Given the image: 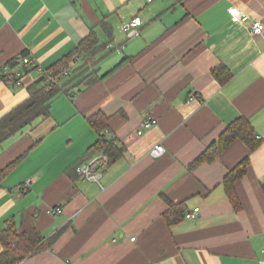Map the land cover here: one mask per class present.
I'll use <instances>...</instances> for the list:
<instances>
[{"label":"crops","instance_id":"0c3cea01","mask_svg":"<svg viewBox=\"0 0 264 264\" xmlns=\"http://www.w3.org/2000/svg\"><path fill=\"white\" fill-rule=\"evenodd\" d=\"M232 7L264 22V0H0V71L22 52L51 67L93 30L106 41L103 20L113 29L105 51L68 61L71 75L82 64L108 75L58 93L48 116L0 141V231L12 218L19 232L56 236L17 264H264V142L251 151L236 139L190 167L237 118L264 136V31ZM135 16L140 34L128 36L121 25ZM219 65L233 73L224 84ZM41 75L28 67L21 87L0 81V118L45 87ZM100 111L123 146L101 184L75 170L96 153L88 117ZM150 117L158 124L138 134ZM157 143L166 152L153 157ZM247 156L235 208L223 181ZM169 201L185 203L172 224Z\"/></svg>","mask_w":264,"mask_h":264},{"label":"trees","instance_id":"16d2710c","mask_svg":"<svg viewBox=\"0 0 264 264\" xmlns=\"http://www.w3.org/2000/svg\"><path fill=\"white\" fill-rule=\"evenodd\" d=\"M101 25L106 29L108 34V39L106 41H101L95 30L91 31L66 58L47 68L53 71L54 76H52L48 82H45V87L34 90L27 101L18 105L0 118V141L22 129L23 126L31 123L36 117L48 116L50 114L51 101L58 93L62 91L68 92L81 83L88 86L91 83V78L93 81L94 79L103 78L110 73L108 72L97 78V74L93 76L95 73L94 69L88 68V64H82L79 69H73L75 74L71 75L72 66L68 62L75 54H83L85 57L90 58L107 49V46L113 38V29L108 21L103 20ZM23 55L28 54L27 52H22L20 56ZM17 57L18 56L9 60L6 65H10L11 67L19 66L20 64L17 61ZM28 67V64L24 65L25 69H28ZM2 70L3 68L0 71V79L4 77L2 75ZM64 70L70 71L69 77L63 82L58 81V78L62 80V78L66 76L63 75ZM212 73L222 84L229 81L233 76V73L225 65H219L213 68ZM45 78H47L46 75L42 80ZM108 120L109 116L101 111L88 117L89 123L100 136L90 149H93L97 154L98 152H100V154H107L110 158V164L113 159L122 154L123 146L116 143V139L111 140L108 137V134H111ZM107 129L109 133L105 132ZM236 139L243 140L251 151H254L264 142V136L258 138L251 120L246 117L237 118L228 125L219 140L208 147L190 167L194 168L202 162L216 159L221 151L226 149ZM96 153H93L89 159L76 164L75 170L77 174V167L96 156ZM15 163L16 161L10 164L9 168ZM250 163V157H245L239 164L232 168L224 178L223 183L225 189L235 208H240V201L235 189V183L247 173ZM169 204L170 208L165 213V219L169 224H172L182 218L185 211V203L180 202L176 204L169 201ZM55 238L56 236L54 238H47L35 227L19 232L16 222L10 218L7 220V226L0 231V241L3 245V250L0 252V264H17L27 256L37 253L44 248H50Z\"/></svg>","mask_w":264,"mask_h":264},{"label":"built area","instance_id":"2783aa9c","mask_svg":"<svg viewBox=\"0 0 264 264\" xmlns=\"http://www.w3.org/2000/svg\"><path fill=\"white\" fill-rule=\"evenodd\" d=\"M151 2L153 0H147ZM230 13L233 18L239 19L243 22H249L251 24V30L254 34H260L264 31V22L260 19L253 18L246 12H242L237 7H232ZM143 25V20L140 16H135L129 21L123 22L121 29L128 36H136L140 34V27ZM17 61L19 66L11 67L10 65H5L2 70V75L4 76L0 81H6L11 84H14L17 87H21L23 82V76L26 73L24 65L28 64L29 67L37 68L42 72V78L46 75L47 78L43 79L45 82H48L52 78L53 71L44 68L37 62L33 61L29 55L18 56ZM69 70H64L63 75H69ZM60 81V78L57 79ZM158 124V119L156 117H150L142 123L141 128L138 130V134L142 135L146 130H149L153 126ZM109 133L108 130L105 131ZM166 152V148L162 143H157L151 147L149 153L153 157L162 156ZM109 156L107 154H98L92 157L89 161L80 164L77 167L79 176L82 178L95 181L101 184V179L103 177V172L109 163ZM61 207L53 208V213L59 214L62 213ZM200 207H195L193 210L188 211L186 214L187 218H195L199 215Z\"/></svg>","mask_w":264,"mask_h":264}]
</instances>
